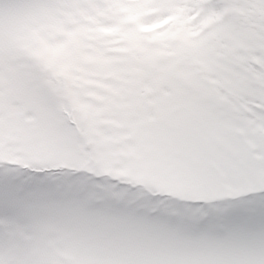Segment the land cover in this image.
Here are the masks:
<instances>
[{
	"label": "snow or ice",
	"instance_id": "snow-or-ice-1",
	"mask_svg": "<svg viewBox=\"0 0 264 264\" xmlns=\"http://www.w3.org/2000/svg\"><path fill=\"white\" fill-rule=\"evenodd\" d=\"M0 264H264V0H0Z\"/></svg>",
	"mask_w": 264,
	"mask_h": 264
}]
</instances>
